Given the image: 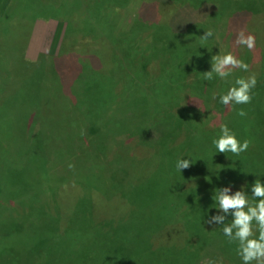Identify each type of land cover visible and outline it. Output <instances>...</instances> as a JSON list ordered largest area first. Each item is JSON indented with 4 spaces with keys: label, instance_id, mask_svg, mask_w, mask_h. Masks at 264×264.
Segmentation results:
<instances>
[{
    "label": "rangeland",
    "instance_id": "374dc122",
    "mask_svg": "<svg viewBox=\"0 0 264 264\" xmlns=\"http://www.w3.org/2000/svg\"><path fill=\"white\" fill-rule=\"evenodd\" d=\"M51 1L17 0L0 34V67L5 68V74L0 76V88H4L0 94V103L5 104L4 107L0 104V114L3 116L0 117V212L2 208L16 211H4V218L7 212L8 218L16 221L14 229H11L14 231L9 229L11 232L7 236L5 231L4 236L7 245L17 252L14 254L17 260L13 264H33L34 261L23 256L32 252L34 255L42 247L50 252L49 257L55 255L52 260L62 259V263L86 251L85 244L81 245L84 239H81L80 231L67 230L65 220L70 216L72 222L84 220V213L75 217L71 215V210L73 206L76 207L77 198L89 192L87 184H99L107 192H110L108 188H122L124 183H127L126 189H133V184L128 183L132 182L130 175L138 162L123 160L117 151L129 142L128 148L135 152L136 157L148 156V153L152 155V145L137 147L133 140L135 136L140 138L150 131L153 112L161 110L167 100L151 89H135L128 96L125 92V99L119 102L118 79L135 76V57L140 53L139 50L145 51L146 55L150 53L147 58L151 59L154 68L161 67L163 63L170 67L174 63L186 61L191 67L202 68L203 72L210 70L212 56L231 53L248 64L247 72L235 69L227 80L213 76L211 80L199 77L194 81H200L206 88L212 85L215 92L214 108L221 107L230 116H235L236 123L244 124L250 111L256 108L251 102L243 107L235 105L234 108L219 102L220 95L226 93L235 78L255 74L256 85L264 102V0H128L122 4L117 3V0H107L103 2V7L91 6L83 12L84 29L80 42L71 41L75 35L74 29L69 33L72 37L66 35V18L52 20L50 23L34 18L38 6H51ZM140 2L142 4L139 8ZM11 4L12 0H0V16L8 11ZM114 14L120 18V23L117 26L110 22L112 24L108 27L106 19L113 21ZM207 31L213 35L202 40L201 36ZM241 31L245 36L252 35L255 38L251 50L236 44L237 35ZM60 50H68L71 54L72 58H67V63L61 56L51 60L49 58V61L42 56H54ZM182 50L187 57H178L177 54L182 53ZM44 80L47 88L42 86ZM21 87L28 93L26 97H23ZM253 90L255 94L259 93L258 89ZM180 100H187L184 103L188 106L201 107L198 100L178 97L169 101L172 104L168 108L165 107V111L172 113L169 117L178 113ZM256 107V111H261L257 104ZM240 109L246 113L245 116L236 114ZM254 116L251 118L254 119ZM200 119L202 124L214 120L207 116ZM254 120L256 122L249 124L248 132H242L244 128L241 126L234 128L233 132L238 139L249 140L255 162L251 168L257 179L258 174L264 173V121L259 115ZM199 131L203 134L206 127ZM182 138H185L184 135ZM92 140L96 146L101 142L104 144L100 156L86 152ZM209 141L207 139L204 145ZM185 150L188 151L187 148ZM157 151L156 156L151 158L152 164L142 165L141 171L147 174L145 182L149 181L159 191L162 187L157 186L158 171H165L166 166L155 162L162 160L164 155L163 148ZM191 151L196 153V146ZM203 160L199 158L198 162L202 164ZM169 161L168 164H175V158ZM212 170H216V167ZM90 171L96 173L98 180L85 183L84 178ZM49 173H55L62 180L60 190L56 192L62 201L56 202L57 209L51 203L47 208L37 210L35 189L48 187L43 183L50 182ZM76 178L84 183L83 186L68 183ZM233 186L230 184L231 189ZM107 192L102 191L103 194L94 196V202L101 211L97 218L91 217L96 225L104 221L103 217L107 218L105 216L113 218L110 220L114 225L115 219L127 209L125 198ZM139 192L135 200L139 204L138 214L146 211L144 216L147 217L157 210L161 212L163 193L147 195ZM44 195L51 194L44 192ZM169 197H172L171 204H174L177 191ZM33 200L34 206L27 204ZM54 218L59 222H55ZM2 221L5 220L0 213ZM54 228L57 230L53 231ZM138 228L141 234L145 233L141 224L132 230L135 232ZM131 240L134 242L133 236L129 242L126 240V247ZM51 243L54 246L49 249ZM39 246L41 248H37ZM213 248L222 251L204 258L206 264H240V261L230 257L228 247H224L221 241L216 242ZM168 260L163 256L158 257L154 264H179Z\"/></svg>",
    "mask_w": 264,
    "mask_h": 264
},
{
    "label": "trees",
    "instance_id": "16d2710c",
    "mask_svg": "<svg viewBox=\"0 0 264 264\" xmlns=\"http://www.w3.org/2000/svg\"><path fill=\"white\" fill-rule=\"evenodd\" d=\"M16 1L17 0H12V4L8 11L0 16L3 18H0V34L2 33V26L4 25L5 19L7 15L10 14L13 4ZM105 1L107 0H99L98 2H93L91 0H64V2L60 0V2H58L57 0H52L50 2L51 6L47 4L38 6V12L34 18L42 19L44 20L43 22L47 23H50L52 20L66 18V35L70 37L72 34L69 35V33L74 29L75 35L73 37L71 36V41L80 42L83 39V12L90 9L91 6H97V8L103 7V2ZM123 1L127 3L128 0H117V3L122 4ZM141 4L140 2L139 8ZM113 10L114 12L116 11L115 8H113ZM113 16H115L113 21L106 19V25H108V27L112 23L117 24V26L120 23V18H116L115 14ZM110 22L112 23L110 24ZM78 23H81V26L78 25ZM117 30L116 33L118 34ZM139 51L140 53L135 57V62L137 63L134 65V67H136V69H134L136 70L135 76L133 75V77L124 80L118 79V98L120 100L119 102H123L125 99V92L128 96L129 92L132 90L134 92L135 89L143 91L151 89L156 95L160 94L167 98L162 109L153 112L152 116L154 120L150 131L146 132L147 134H144L140 138L135 136L133 140L137 147L142 146L143 148L149 146V144L150 146L152 145V147H149L152 149L153 153L152 155L148 153V156L136 157L135 152L133 150L131 152V148H128L127 143L129 142H127L124 145L125 147L117 152H119L120 158L123 160L130 159L132 162H138V165L132 169L130 175L132 182L128 183V185L133 184V189L129 191L126 189L127 183H124L125 185H123L122 188H108L110 192H107L102 187H99V184L93 183L91 185V183H89L87 184L89 194L80 195L79 198H77V205L76 207L73 206L74 208L71 210V215L77 217L82 212L85 216L83 218L84 220L81 219L78 223L72 222L70 216L66 218L65 225L67 230L72 229V232L80 231L81 239H84L81 245L85 244L86 251L78 253L76 256H71L68 258L69 261L65 260L64 263H62L60 262L62 259L58 261V258L52 260L51 258H54L55 255L49 257L50 252L47 248L42 247V249L36 251L34 255L32 252L27 256H23L24 258L34 261L33 264H154L156 258L162 256L169 259L168 262L172 263L206 264L204 258H208L212 253L217 254L222 251L213 248L218 241H221L224 247H228L230 257L233 260L240 261V258L236 254L235 242L229 243L222 233V224L230 222L231 217L226 216L225 220L221 222L220 225L211 220V217L214 215H223V213L220 214L215 209L213 198L217 189L223 188L224 186L234 184L232 187L233 189L240 188L246 181L248 184H251L255 179V171L251 168V166L255 164L253 160L254 151L249 147L246 152L241 153L239 156H234L231 153H216L212 142L219 135V126L222 123L227 124L232 131L234 128L238 129L241 126L244 128L242 132L246 133L250 128L249 124L255 123L256 121L254 119H256L258 115L264 121V102L261 100L260 89L257 88V85L254 88L258 89L259 93L257 94H255V91L252 89L251 104L256 109L250 111L251 114L247 121H245L246 124L236 123L234 121L235 116H230L229 113L224 112L221 107L215 106L214 108L215 99L213 95H215V92L213 91L212 85L206 88L200 81H194V79L199 77H202V79L204 78L202 68L191 67L189 62L186 61L174 63L170 65V67L164 66L163 63L161 67L154 68L151 59L147 58L150 53L148 52L146 55L145 51ZM177 55L178 57H187V54L183 52V50L182 53ZM42 56L47 59V61H49V58L51 60L56 57L59 58L60 56L63 57L62 60L65 59V62L67 58H72L68 50H60V52L54 56H46L43 54ZM1 74H5V68L0 67V76H2ZM23 77L25 80V76ZM23 77H21L19 81H21ZM30 86L32 87V84ZM42 86L46 87V80L42 82ZM32 88H30V90ZM201 89H204V91ZM3 90L4 88H0V94ZM34 92L35 90L31 94L33 95ZM22 94L23 97L28 95L25 90H22ZM178 97L198 100L200 101L199 104L201 103V107L196 108L188 106V104L184 103L187 102V100H180L179 102H181V105L179 106L180 109L178 113L169 117L172 113H169L168 110L165 111V107L168 108L172 104V102L169 101L178 99ZM0 104L3 107L5 105L4 102ZM256 104L261 111H256ZM234 106L235 105L231 107L234 108ZM243 106L244 105H242V107ZM254 114L257 115L254 116ZM205 116L213 117L214 120L208 124H202L203 121L200 117L204 118ZM253 116L254 119H252ZM0 117L3 118L1 114ZM202 126L206 127V131L203 132V134L199 131L200 128H203ZM180 134L182 136L184 135L185 138H182ZM204 137L210 140L205 145L204 142L207 139ZM92 142L93 144H91ZM99 142H101V140ZM143 142H145L144 145L142 144ZM91 143L89 144L91 147H89L86 152H89L92 156H98L104 144L101 142V144L98 143L96 146L93 140ZM195 146L196 153L191 151ZM156 148L157 150L158 148H163L164 150L162 152V154H164L162 160L155 161L159 162L158 165L163 164L166 166L165 171H158L157 186L162 187V192H160L162 189H159V191L154 189L149 181L145 182L147 180V174L141 171L142 165L146 166V164H152L153 160L151 158L153 155L156 156L158 152ZM186 148L188 151L185 150ZM188 154H190L189 157H191L194 164L188 169L182 170L181 173L176 171L174 163L168 164L170 159L175 158L176 161L178 157L187 158L186 156ZM195 155L197 157H195ZM199 158L206 161L203 160L201 164V162H198ZM171 165L174 167L171 168ZM214 167H216V170H212ZM49 174H51L50 182L43 183L48 187H39L35 189L37 190V196H35L38 207L37 210L47 208L51 203L53 207L57 209L56 202L62 201L59 196L56 195V192L58 193L60 190L59 186L62 185V180L55 173H53L55 176H53L52 173ZM87 175L88 176L84 178L85 183L98 180L94 171L88 172ZM184 178H186V187V183L183 181ZM259 178L264 181V173L258 174L257 179ZM229 181L233 183H228ZM68 183H74L76 186L84 184L79 181L78 178L73 181H68ZM145 183L146 185L142 187L141 185ZM224 183L228 184L223 185ZM247 187L248 185H245V188ZM42 188L45 190L42 191ZM10 191L11 190H9V192ZM102 191L121 196L127 201L128 206L126 211L118 219H115L114 225L113 221L110 220L113 218L108 216H105L107 218L103 217L104 221L97 223V225L95 220H91V217L94 218L95 216V218H97L99 216L98 214L101 213L97 204L94 202V196H97L98 193H102ZM176 191L177 199L174 204H171L172 197L170 198L169 196ZM44 192H48L51 195L42 196ZM138 192L139 194L145 193L147 195L153 192L163 193L164 197L160 205L161 212L159 213L157 210L156 213H150L147 217L144 216L147 213L146 211H142L138 214L137 206L139 204L135 203ZM166 199H168V201H166ZM27 204L34 206V200ZM2 209L3 211L0 212L1 218L5 221L0 222V245L2 244V247H0V264L2 262L3 264H13L17 260L16 255H14L17 252L7 245L8 242L4 240V236L5 231L7 236L11 231H14L11 229H14L16 221L14 218H8L7 212H5L7 217L5 216L4 218V211H10L11 213L16 211L14 209ZM54 219L55 222H59L57 218ZM140 224L144 226V229H142L145 230L144 234L139 232V228L135 232L132 230L134 227H139ZM80 226L82 228H79ZM9 229L11 231H9ZM55 230L57 229L54 228L53 231ZM46 231L48 232V230ZM144 235H146L145 238ZM132 236L135 239L134 242L131 240L130 245L126 247V240L129 242ZM41 246L37 248H41ZM53 246V243H51L48 248L50 249Z\"/></svg>",
    "mask_w": 264,
    "mask_h": 264
},
{
    "label": "clouds",
    "instance_id": "9594fccd",
    "mask_svg": "<svg viewBox=\"0 0 264 264\" xmlns=\"http://www.w3.org/2000/svg\"><path fill=\"white\" fill-rule=\"evenodd\" d=\"M212 35L211 31L204 32L201 39L207 40ZM235 42L251 50L255 45V38L252 35L245 36L241 31ZM210 64V70L203 73L207 80L213 79V76L227 80L235 69L247 72L249 67L231 53L212 56ZM256 83L255 74H250L246 78H235L226 93L220 95L219 102L229 107L250 103L252 89L256 87ZM236 114L241 117L246 115L242 109L237 110ZM212 143L216 153L239 156L248 150L250 142L247 139H238L227 124L222 123L219 126V135ZM193 164L191 157H180L175 161V169L181 173ZM245 185L248 187L245 188ZM213 199L215 209L223 215H214L211 220L220 225L226 216L231 217L230 222L222 224L221 228L228 242H235L240 264H264V181L261 178H255L251 184L246 181L234 192L230 186L219 188Z\"/></svg>",
    "mask_w": 264,
    "mask_h": 264
}]
</instances>
